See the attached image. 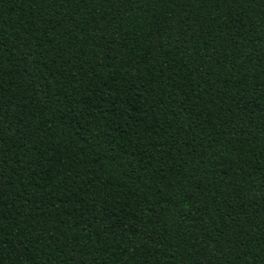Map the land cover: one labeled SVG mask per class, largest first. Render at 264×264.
I'll use <instances>...</instances> for the list:
<instances>
[{"label":"trees","instance_id":"obj_1","mask_svg":"<svg viewBox=\"0 0 264 264\" xmlns=\"http://www.w3.org/2000/svg\"><path fill=\"white\" fill-rule=\"evenodd\" d=\"M0 264H264V0H0Z\"/></svg>","mask_w":264,"mask_h":264}]
</instances>
